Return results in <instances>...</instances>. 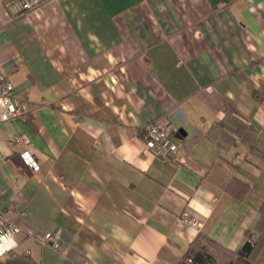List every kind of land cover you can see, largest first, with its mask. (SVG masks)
Segmentation results:
<instances>
[{
  "label": "crops",
  "instance_id": "obj_1",
  "mask_svg": "<svg viewBox=\"0 0 264 264\" xmlns=\"http://www.w3.org/2000/svg\"><path fill=\"white\" fill-rule=\"evenodd\" d=\"M0 70L27 108L0 123V212L20 228L4 264H178L198 233L242 246L264 160L212 130L229 104L264 152V0H0ZM159 120L181 137L169 159L145 149Z\"/></svg>",
  "mask_w": 264,
  "mask_h": 264
},
{
  "label": "built area",
  "instance_id": "obj_2",
  "mask_svg": "<svg viewBox=\"0 0 264 264\" xmlns=\"http://www.w3.org/2000/svg\"><path fill=\"white\" fill-rule=\"evenodd\" d=\"M40 3L41 0H18L19 9L22 11L33 9ZM26 112L25 100L16 96L12 82L8 79L7 74L0 70V123L24 116ZM174 132L175 130L170 126L168 120H159L147 124L143 135L146 151L159 158H171L178 149ZM13 142H18L21 145L19 156L23 164L37 172L40 169V164L29 150L31 145L29 137L16 134L13 137ZM181 218L188 223L195 222L194 218H190L187 212H183ZM19 231L20 228L0 212V237L6 238L0 240V244L4 245V251L0 252V263L4 264L9 253L15 250L17 246L16 235ZM39 241L42 245L58 248V242L50 233L44 234ZM186 262H191V259L186 258Z\"/></svg>",
  "mask_w": 264,
  "mask_h": 264
},
{
  "label": "trees",
  "instance_id": "obj_3",
  "mask_svg": "<svg viewBox=\"0 0 264 264\" xmlns=\"http://www.w3.org/2000/svg\"><path fill=\"white\" fill-rule=\"evenodd\" d=\"M212 134L220 147H228L240 140L248 147L250 154L264 160V152L254 145L256 129L244 121L231 105H224V117ZM229 187L228 184V191ZM258 212V220L252 230L246 231V239L237 251H231L205 234L198 233L178 264H257V257L264 247V201ZM186 258H190L191 262H186Z\"/></svg>",
  "mask_w": 264,
  "mask_h": 264
},
{
  "label": "clouds",
  "instance_id": "obj_4",
  "mask_svg": "<svg viewBox=\"0 0 264 264\" xmlns=\"http://www.w3.org/2000/svg\"><path fill=\"white\" fill-rule=\"evenodd\" d=\"M6 238L5 237H0V240H5ZM4 251V245L3 244H0V252H3Z\"/></svg>",
  "mask_w": 264,
  "mask_h": 264
},
{
  "label": "water",
  "instance_id": "obj_5",
  "mask_svg": "<svg viewBox=\"0 0 264 264\" xmlns=\"http://www.w3.org/2000/svg\"><path fill=\"white\" fill-rule=\"evenodd\" d=\"M174 137H175L176 139H178V140L181 139V137L178 135V132H174Z\"/></svg>",
  "mask_w": 264,
  "mask_h": 264
}]
</instances>
